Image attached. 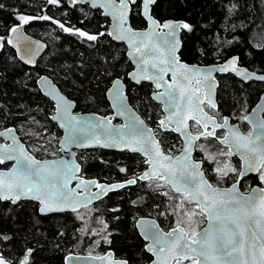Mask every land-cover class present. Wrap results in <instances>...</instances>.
I'll return each mask as SVG.
<instances>
[{"label":"trees","instance_id":"16d2710c","mask_svg":"<svg viewBox=\"0 0 264 264\" xmlns=\"http://www.w3.org/2000/svg\"><path fill=\"white\" fill-rule=\"evenodd\" d=\"M0 4L4 5L0 8V36L5 40L10 34L8 29L19 23L16 19L19 14L31 17L46 15L73 29L72 32H65L59 24L43 19H33L23 25L27 35L46 45L45 53L32 69L16 59L9 45L0 48V130L15 128L28 150L30 147L34 149L29 151L35 158H50L49 155L54 153L55 140L47 142L48 146L33 143L43 134L42 130L54 129L61 136L50 120L54 112L53 104L40 94L35 85V80L41 75L51 78L60 92L75 103L76 112L100 115L110 113L106 92L115 79H122L130 105L149 127L154 129L159 126L162 112L150 99L152 86L145 83L134 86L128 82L127 74L132 67L126 59L125 47L115 44L107 36L109 20L102 17L99 10L73 5L71 0H60L59 5L48 4L47 0H0ZM232 5L236 7L229 13ZM151 14L159 22L172 19L193 26L192 32L182 31L181 61L207 66L238 56L240 66L264 75V0H156ZM130 25L135 30L145 28L139 6L133 7ZM75 29L89 34L104 32L105 35L89 41L79 36ZM218 84L216 115L219 118L227 116L238 123L242 131H247L248 127L241 118L257 103L264 92V85L254 82L244 84L231 75L219 77ZM155 137L164 151L172 150L174 143H181L172 132L160 130ZM209 143L208 150L196 153L202 161L203 170H211L214 165L208 157L222 159L220 149L228 152L215 140ZM76 158L85 178L105 183L125 181L146 167L141 157L128 152L96 149L80 151ZM229 159L238 171L239 161L234 156ZM120 168L127 171L120 172ZM237 176V172H231L223 178L213 175L207 180L214 186L229 187ZM255 185L264 188L257 175L239 182L242 192ZM154 203L163 207V197L154 196L143 183H138L110 193L91 206L93 215H98L107 223L111 232V243L102 241L92 254L100 256L112 251L129 264H148L150 257L135 230V221L157 216L154 219L163 230L168 231L172 226L171 218L157 215ZM36 208L28 201L16 205L0 201V233L11 237L10 240H0V252L5 257L15 262L23 257L25 249L31 248L30 264H63L67 255L87 253L96 237L77 231L84 222L74 219L70 213L41 217ZM134 216L137 218L132 220ZM87 222L91 229L92 217ZM61 232L63 235L59 234Z\"/></svg>","mask_w":264,"mask_h":264},{"label":"snow or ice","instance_id":"6c2138e0","mask_svg":"<svg viewBox=\"0 0 264 264\" xmlns=\"http://www.w3.org/2000/svg\"><path fill=\"white\" fill-rule=\"evenodd\" d=\"M93 5L104 9L105 16H111L114 21L113 30L107 32L117 40H126L129 56L137 65V72L128 75L136 84L142 81H151L157 91L154 99L164 103L167 115L159 121L161 128L180 133L184 138V147L180 155L167 154L161 148L160 142L154 137L142 120L130 114L125 103L123 89L119 80L113 82L109 91L112 93L113 107L117 115L125 116L126 123L121 126L112 124L111 119L97 118L84 119L71 114V104L49 81L41 77L42 86L46 94L57 100V113L53 119L60 121V127L65 128L68 136L66 143L80 147L98 145L100 147L119 148L133 153H140L146 165L144 170L123 183L101 185L96 181L80 179L76 173L79 165L69 161H40L31 156L24 146L16 139L13 129L0 132V137H9L11 143L0 145V164L6 160L15 161L11 171L0 172V201H11L13 205L22 200L37 201L40 205L38 211L42 214L70 211L77 213V219L84 220L79 209L85 208L93 211L89 206L94 200L101 199L110 191L143 182L146 190L154 196L163 197V207L154 203L157 215L171 218V227L163 231L154 222L141 221L140 227L145 240L151 241L146 245L147 251L153 253L156 259L153 264H264V188H253L246 195L239 191V180L249 172L258 174V179L264 183V118L256 123L259 132L247 136L241 134L238 128L229 125L227 117L222 123L206 117L201 107L207 103L215 107L211 98L213 79L212 71L237 72L238 75L251 78L246 72L232 67L237 61L229 60L226 65L208 71H202L195 66H189L180 59V43L177 33L181 30L193 31V26L186 22H166L160 24L151 15V6L156 0H91ZM48 4L59 5L60 0H47ZM73 5L77 0H71ZM142 4V15L150 22V30L135 31L129 22V15L133 7ZM4 5L0 4V8ZM232 7L228 10L231 13ZM19 23L8 29L15 37L5 40L0 36V48L5 44L17 47L22 33L23 25L33 19L52 20L59 24L65 32H72L63 23H59L49 16L31 17L24 14L16 16ZM164 31H157V29ZM75 32L95 41L104 32L89 34L75 29ZM37 49L29 42L23 49V59L26 63H35L32 57ZM171 79L166 80L165 77ZM256 79L264 80V76ZM207 91H203V90ZM243 119L247 120L245 116ZM193 121L201 127L198 135H193L188 129V121ZM209 122L211 131H209ZM217 128H226L227 135L219 139V143L228 146L227 153H221L225 159L208 157L210 163L214 162V171L219 178L236 173L230 158L239 155L243 166L239 170L236 183L229 188H218L210 184L201 170L202 162L192 157V152L204 145H197V141L204 137L216 136ZM171 151V150H169ZM227 170V171H225ZM126 172V168H120ZM73 180H77L75 187H70ZM98 191L93 192L92 188ZM143 198L141 197V200ZM133 203H137L133 201ZM116 212L119 209H111ZM119 217H116L118 219ZM91 220V217L89 218ZM98 222L104 223L100 218ZM207 222V227L198 231L199 225ZM81 233H90L98 237L93 242L99 246L101 241L111 243L107 223L97 232L88 227V222L77 229ZM63 235V232L59 233ZM11 237L0 233V240H10ZM33 249H25L22 258L13 262L0 252V264H30ZM109 256L111 254H108ZM68 259H71L69 257ZM100 264H104L105 257H92ZM113 264H129L127 260L113 261Z\"/></svg>","mask_w":264,"mask_h":264},{"label":"water","instance_id":"95a60500","mask_svg":"<svg viewBox=\"0 0 264 264\" xmlns=\"http://www.w3.org/2000/svg\"><path fill=\"white\" fill-rule=\"evenodd\" d=\"M77 6H88L91 10H99L102 17L104 18H107L109 20V28H108V31L107 32H110L113 30V26H114V21H113V18L111 16H105L104 15V9L102 8H99L98 5H93L91 0H77V4H75ZM155 4H153L151 6V8L154 6ZM139 12H140V16L141 18L143 19V21L145 22V28L144 29H137L135 31H140V32H143V31H148L150 30V22L142 15V4L139 6ZM131 15V13H130ZM130 15L128 17L129 19V22H130ZM152 15V14H151ZM154 18V17H153ZM155 19V18H154ZM156 21H158L157 19H155ZM159 22V21H158ZM166 22H183V21H179V20H172V19H168V20H164L162 22H159L160 24H163V23H166ZM157 31H164L163 29H160L158 28ZM182 31L183 29H181L178 33H177V39L180 43V48H179V54H180V51H181V48H182V43H181V35H182ZM21 33H22V36H21V39L19 41V43L17 44V47H13L12 45H9V47L14 51L15 53V56H16V59L23 65H25L26 67L28 68H35L38 60L42 57V55L45 53L46 51V45L44 42L38 40V39H35L29 35H27L25 32H24V27L22 26L21 28ZM108 36V35H107ZM110 38V40L112 42H114L115 44H121L125 47V56H126V59L128 60V62L130 63L131 67H132V70L129 72V73H133V72H137V65H136V62L133 60V58L131 56H129V52L132 51V49L129 48V45H128V42L126 40H117V39H114L112 36H108ZM11 38L15 41V37L13 36L12 33L9 34L8 36V39ZM31 43L32 47L33 48H36L37 51L35 53V55L32 57V59L35 61V63H26L23 59H21V56L23 55V49L25 47V45H27L28 43ZM0 43H3V41H0ZM235 58L237 63L232 66V67H235V68H238L244 72H246L249 76H251V78H246L245 76H241V75H238L237 72L235 71H232V70H228V71H224V72H220V71H212L211 72V76L213 77V79L210 81V83L212 84V89H211V98H212V101L215 105V101H216V93H217V89H218V78L219 77H224V76H227V75H231L233 77H235L238 81L244 83V84H248V83H260V84H263L264 85V80H259V79H256V77L258 76H264L263 74H258V73H255V72H252V71H249L248 69H246L245 67L243 66H240L239 65V59H238V56H232L230 58H228L227 60H225L224 62L222 63H218V64H213V65H207V66H201V65H197V64H188L189 66H195L196 68L198 69H201L202 71H208L209 69H215V68H218L220 66H224L227 64V62L231 59ZM183 62V61H182ZM185 63V62H183ZM187 64V63H186ZM128 73V74H129ZM127 74V80L128 82H130V84L134 85V86H140L141 84L145 83V84H148V85H151L152 88H153V91L152 93L150 94V99L160 107L161 109V112L163 114V117L161 119H163L166 115H167V110H166V107L164 105V103L160 100H157V99H154V95L157 91H162V89H156L154 84L151 82V81H147V80H144L142 81L140 84H136L134 80L131 79V77ZM41 77H44L46 78L50 85L53 86L57 92L59 93V95L63 96L64 98H66L67 101L70 102L71 104V107L69 109V111L71 112V114L75 115V116H78V117H81V118H84V119H97V118H104V117H107L109 119H111L112 121V124L113 125H116V126H121V125H124L126 123V117L125 116H119L117 115V110L116 108L113 107V99H112V93L109 91L110 89H112L113 87V82L116 81V80H119L120 83H121V87L123 89V92H124V96L126 97L125 99V103L127 104L129 110H130V114L138 117L140 120H142L144 122V125L148 128V129H151L152 132H153V129L151 127H149L145 121L143 120V118L135 111V109L130 105L129 101H128V97H127V94H126V84L124 83V80L122 79H115L110 88L108 89V91L106 92V100L109 104V108H110V113L107 114V115H100V114H97V113H78L76 112V105L75 103L68 99L63 93L60 92V90L58 89V87L55 85V83L53 82V80L51 78H49L48 76L46 75H41L39 76L36 80H35V85L38 89V91L40 92V94L45 97L47 100H49L52 104H53V107H54V112H53V115H51L50 117V120L51 122L56 126V128L59 130L60 134H61V137L58 141V148H59V151H60V156H58L57 158H52V159H37V160H40V161H52V160H56V161H69L71 162L73 165H79V171L76 173V175L80 178V179H83L85 181H96L98 182L99 184L101 185H105V186H108V185H113V184H118V183H123L125 181H121V182H113V183H105V182H99L97 179H88V178H85L81 172V165L78 163L77 161V158H76V154L77 152H80V151H89V150H96V149H99V150H108V151H114V152H128L130 154H136L138 155L139 157H141L142 159H144V157L140 154V153H133V152H130V151H127V150H121L119 148H112V147H100L98 145H91V146H86V147H80V146H77L75 144H70V143H66V138L68 136V133L66 131L65 128H62L60 127V121L59 120H56V119H53V117L56 116V113H57V100L54 99L52 96H49L46 94V90L45 88L42 86V83H41ZM166 80H169L171 79L170 76L168 77H165ZM203 91H207L206 89L203 90ZM203 108V106H201ZM216 107V106H215ZM203 112L206 114V117H211L213 119H215L213 116H211L210 114H208L204 109H203ZM248 117L247 120L243 119L244 120V123L249 127L250 129V132L249 133H252L253 135L257 134L259 132V129L256 128V123L258 122L259 119L261 118H264V92L260 95L257 103L249 110V112L245 115ZM228 118V117H227ZM160 119V120H161ZM159 120V121H160ZM216 120V119H215ZM229 120V125L230 126H233L235 128H238L239 132L243 135H245L240 127H239V124L238 123H231V120L230 118H228ZM158 121V122H159ZM194 123L193 121L189 120L188 121V124H189V131L191 132L190 130V123ZM217 122V121H216ZM171 127L172 126H169V129L166 130L164 128H161L160 125H159V128L162 132H172L174 133L175 135H177L180 140H181V143H182V148H181V151L183 150V147H184V138L183 136L178 133V132H175L173 130H171ZM200 127V126H199ZM201 128V127H200ZM209 128H211V125H210V122H209ZM5 129H13L14 131V135L16 137V139L24 146L25 150L31 155L33 156L25 147V145L20 141L19 139V136L15 130V128L13 127H8V128H5ZM5 129L3 130H0V132H3L5 131ZM218 129H223L225 135H227V129L226 128H218ZM211 131V129H210ZM154 134V132H153ZM223 136V137H224ZM247 136V135H245ZM154 137H155V134H154ZM222 137V138H223ZM204 137H201V139H203ZM1 140H3V143H0V145H7V144H10L12 141L9 137H0ZM155 139L158 141V139L155 137ZM221 144V143H220ZM223 147H225L227 150H228V146L227 145H224V144H221ZM161 146V145H160ZM162 148V146H161ZM163 149V148H162ZM181 151L176 155H180ZM194 153H195V150L192 152V157L194 159ZM238 161H239V170L242 168L243 166V161L240 159V156L237 154V155H233ZM34 157V156H33ZM35 158V157H34ZM195 160V159H194ZM11 164L10 168L9 169H6V170H3V169H0V172H4V173H7L9 171L12 170L13 168V165L15 164V161H12V160H6L3 164ZM3 164H0V165H3ZM146 166V165H145ZM201 170H202V165H201ZM205 175V174H204ZM257 173L255 172H249L246 176H244L242 179L248 177V176H256ZM238 176H239V172H238ZM237 176V178H238ZM206 178V176H205ZM130 179V178H129ZM207 179V178H206ZM240 179L239 182L242 180ZM208 181V180H207ZM237 181V180H236ZM236 181L234 183H236ZM209 182V181H208ZM77 183V180H73L70 184V187H75ZM140 183H143V182H140ZM210 183V182H209ZM211 184V183H210ZM232 185V184H231ZM231 185L229 187H231ZM135 185H131V186H126L124 188H120V189H117L115 191H110L108 192V194L110 193H115V192H118L122 189H126V188H129V187H133ZM214 186V185H213ZM214 187H218V186H214ZM229 187H218V188H229ZM239 187V185H238ZM253 188H262L261 186H258V185H255L253 187H251L247 192H242L240 187H239V191L243 194H247L248 192H250ZM92 191L93 192H96L98 191L96 188H92ZM107 194V195H108ZM107 195H104L102 196L101 199H98V200H94L92 202V204L89 206H93L94 204H96L97 202H99L100 200L104 199ZM22 201H28V202H32V203H35L38 205V208H37V213L39 216L41 217H47V216H51V215H55V214H61V213H73V212H70V211H65V212H56V213H47V214H42L38 211L40 205L37 201H31V200H22ZM1 202H5V201H1ZM7 202H10L11 201H7ZM21 202V201H19ZM18 202V203H19ZM12 204V203H11ZM13 205V204H12ZM16 205V204H15ZM81 209H85V208H81ZM79 209V210H81ZM141 221H148V222H154L156 225L159 226L158 222L155 220V219H152V218H139L135 221L134 223V227H135V230L136 232L138 233V235L140 236V238L145 242V246H144V250L145 252L151 256V261L148 263V264H153V261L156 259V257L153 255V253L147 251L146 249V245L150 244L151 241H148V240H145L144 236H143V231H142V228L140 227V222ZM208 225H207V222L205 221V225L200 228L198 231H201L203 230L204 228H206ZM159 228L161 230H163L160 226ZM164 231V230H163ZM166 232V231H165ZM108 254H111L110 256ZM103 257H105V261H104V264H113V261H121L119 259H115L114 258V253L112 251H108L106 252L105 254L101 255ZM69 257H71V259H68ZM92 257H96V256H89V255H73V254H70V255H67L64 257L63 259V264H100V261H97L95 259H92Z\"/></svg>","mask_w":264,"mask_h":264},{"label":"rangeland","instance_id":"374dc122","mask_svg":"<svg viewBox=\"0 0 264 264\" xmlns=\"http://www.w3.org/2000/svg\"><path fill=\"white\" fill-rule=\"evenodd\" d=\"M151 90H152V88H151ZM245 115L246 114H244L243 115V117H245ZM160 117H163V114H161L160 115ZM242 120H243V118H241ZM160 131V129H159V126H156V128H154L153 129V132H154V134L155 135H157L158 136V132ZM42 135L41 136H38V138L36 139V141H34L33 140V143H36V144H40L39 146H43L44 144L45 145H47L48 146V144H47V142H49V143H51L52 141H54L55 140V144H54V146H55V148H54V153L53 154H50L49 156H50V158H45V159H51V158H57L58 156H60V151H59V148H58V146H57V144H58V141H59V139H60V137L61 136H59L58 134H57V132L54 130V129H50V128H47V129H44V130H42ZM222 146V145H221ZM172 150L171 151H169L170 149H168V150H166L165 152L167 153V154H169V155H175L177 152L179 153L180 151H181V148H182V145H181V143H174L173 145H172ZM174 149H175V151H174ZM226 149V148H225ZM29 150H31V151H34V149L33 148H31L30 147V149ZM227 150V149H226ZM30 151V152H31ZM220 151H222L223 153H226L224 150H221L220 149ZM228 151V150H227ZM78 153V152H77ZM223 159H225V157H223L221 160H223ZM229 159V158H228ZM231 165H232V167H234L233 166V164L231 163ZM215 165H213L212 166V169H213V167H214ZM225 171H227V170H225ZM239 171V170H238ZM238 171H237V173H238ZM141 172H136L135 174H137V175H139ZM212 173L214 174V176H215V178H219L218 176H217V174L214 172V171H212ZM228 173H231V172H228ZM257 176H258V174H257ZM132 178V177H131ZM259 180V179H258ZM260 181V180H259ZM260 183H261V181H260ZM263 185H264V183H262ZM263 188V187H262ZM249 190V189H248ZM248 190H246L245 192H247ZM34 204V203H33ZM36 205V204H35ZM90 209H92L91 207H89ZM79 212H80V214H82L83 215V217H84V220L82 221V220H80V219H77L76 217H77V213H71V214H73V218L74 219H77V220H79V221H82V222H86V221H88V219H89V217L91 216L92 217V222H91V224H92V228L91 229H95L97 232H100L101 231V229H103V227H104V224L103 223H100V222H98L97 221V217H99L98 215H93V213L92 212H94V210L93 211H89L88 209H81V210H79ZM135 218H137V216H134L133 218H132V220H134ZM153 218H155V219H157V216H154ZM162 219H164V218H162ZM165 220V219H164ZM205 225V222L204 223H202V224H200L199 225V228L197 229V230H199L200 228H202L203 226ZM81 233V232H80ZM96 239H98V237H96L95 238V240ZM103 241V240H102ZM101 241V242H102ZM104 243H106L105 241H103ZM97 247V245L93 242V244H92V246H90L89 248H88V250H87V253L85 254V255H89V256H99V255H94V254H92L93 252H92V250H94L95 248Z\"/></svg>","mask_w":264,"mask_h":264},{"label":"flooded vegetation","instance_id":"af4514ba","mask_svg":"<svg viewBox=\"0 0 264 264\" xmlns=\"http://www.w3.org/2000/svg\"><path fill=\"white\" fill-rule=\"evenodd\" d=\"M218 88H219V84H218ZM152 91H153V88H152ZM217 93H218V89H217ZM217 93H216V101H215V106L216 107H211V106H209L207 103H205V104H203L202 106H203V109L208 113V114H210L211 116H213L215 119H216V121H217V123H222L223 122V118L224 117H227V116H222L221 118H219L216 114V112L218 111V100H217ZM231 123H234V122H232L231 121ZM248 127V126H247ZM210 129L211 128H209L208 130L210 131ZM3 130V129H2ZM190 130H191V133L193 134V135H198L199 134V132L202 130L200 127H199V125H196L195 123H190ZM241 131H242V129H241ZM245 135H248L249 134V132H250V129H249V127H248V130L247 131H242ZM224 134H225V132H224V130L223 129H216V136L215 137H209V138H207V139H205V138H203V139H200L199 141H197L196 143H197V145H204V150H208L209 148H210V143L209 142H211V141H217V143H219V139H221L223 136H224ZM19 136V135H18ZM19 139H20V141L25 145V147H26V149L28 150V148H27V144H26V142H23L22 141V139L20 138V136H19ZM180 139V138H179ZM180 142H181V140H180ZM0 143H3V140H1L0 139ZM220 144V143H219ZM181 145H182V143H181ZM221 145V144H220ZM225 148V147H224ZM199 147H197L196 149H195V153H194V159L196 160V161H200L199 159H198V157H197V155H196V153L197 152H199ZM29 151V150H28ZM30 152V151H29ZM31 153V152H30ZM32 154V153H31ZM33 155V154H32ZM34 156V155H33ZM35 157V156H34ZM56 158V157H55ZM200 162H202V161H200ZM2 168H0V169H3V170H6V169H9L10 168V166H11V164H3V165H0ZM202 170H203V168H202ZM203 172H204V174H205V176H206V178L208 179H211V177L214 175L213 173H212V169L211 170H203ZM35 204V203H34ZM36 207L38 208V205L36 204ZM37 208H36V211H37ZM38 214V213H37ZM61 214H65V213H61ZM71 214V213H70ZM55 215H59V214H55ZM51 216H54V215H51ZM51 216H47V217H51ZM139 219V218H138ZM152 219H154V218H152ZM165 231V230H164ZM138 234V233H137ZM140 237V236H139ZM141 239V238H140ZM142 240V239H141ZM142 242L144 243V245H143V249H144V246H145V242L142 240ZM103 255V254H102ZM101 256V255H100ZM149 257H150V261H151V256L149 255ZM114 258L115 259H119V260H124V259H122V258H118V257H116L115 255H114ZM149 261V262H150Z\"/></svg>","mask_w":264,"mask_h":264}]
</instances>
